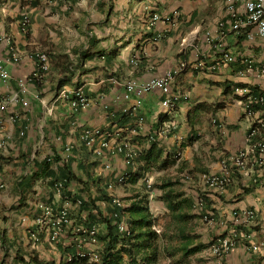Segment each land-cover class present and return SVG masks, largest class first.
Instances as JSON below:
<instances>
[{"label": "crops", "instance_id": "crops-1", "mask_svg": "<svg viewBox=\"0 0 264 264\" xmlns=\"http://www.w3.org/2000/svg\"><path fill=\"white\" fill-rule=\"evenodd\" d=\"M226 7L227 0H0V33L19 54L13 60L9 43L0 40V66L9 73L5 80L0 70V101L6 104L0 131V264H67L69 255L101 251L103 242H90L77 227L105 233L104 217L114 219L113 196L128 207L135 196L148 195L157 219L169 212L160 198L169 182L182 183L180 192L194 198L189 248L204 247L188 257L202 251L204 264H264V173L246 174L234 162L246 145L248 124L234 96L241 66L223 60L224 53L257 59L264 47L256 35L248 37L254 28L231 29ZM237 7L243 14L244 0ZM154 14L160 18L152 25ZM24 15L27 30L21 26ZM43 54L48 68L34 76ZM200 60L205 69L195 67ZM174 70H179L172 84L178 128L157 135L165 118L162 91L139 93L129 84ZM63 89H81L89 106L74 110L59 97ZM87 128L100 131L89 145L81 137ZM130 149L136 155L128 163ZM125 173L131 177L120 183ZM204 174L225 175L229 182L224 189L210 187ZM41 204L70 211L72 223L58 245L40 232ZM245 210H254L255 217L237 223ZM234 226L247 235L218 258L209 246ZM153 229L160 235L153 264L169 263L164 255L169 227L157 223Z\"/></svg>", "mask_w": 264, "mask_h": 264}, {"label": "built area", "instance_id": "built-area-1", "mask_svg": "<svg viewBox=\"0 0 264 264\" xmlns=\"http://www.w3.org/2000/svg\"><path fill=\"white\" fill-rule=\"evenodd\" d=\"M238 0H227V13L230 17V26L233 31L239 32L246 29L254 28L255 32L249 31L248 37L252 38L256 35L261 41L264 47V0H244V13H240L237 7ZM160 18L158 14L152 16V25ZM29 25V19L27 15H24L21 26L22 30H27ZM224 25V23H221ZM158 38L161 35L157 36ZM0 40H5L9 43V51L12 59L17 61L19 59V54L15 46L11 45V38L5 34L0 33ZM47 56L45 54L40 55L39 64L34 76H39L40 72L47 70ZM224 61L226 62H237L240 64V68L237 71L238 83L234 87V96L237 102L243 108V117L246 119L248 124V133L246 138V145L238 151L234 157V162L241 168H243L246 174L250 172L264 173V55L260 58L253 59L249 57L236 58L230 53H224ZM135 62V60H134ZM182 66H186L183 64ZM208 65L206 62L200 60L195 63L197 69H205ZM218 66L217 63L211 65L212 69ZM1 75L3 79L9 78V73L5 69H1ZM179 70H174L168 72L166 75L154 78L142 85H137L136 82L129 84L130 89H137L139 93L144 91H150L155 88H159L162 91L164 98L161 100V106L164 111V120L162 121L160 128L157 131V135H167L174 132L178 128V115L179 106L177 102L176 95H174L172 90V84L176 78ZM251 81L257 82L255 86ZM21 87L24 86L22 82ZM59 97L70 101V105L74 110L85 109L89 106V100L85 96L81 89H77L73 92L62 90L59 93ZM6 108L4 101H0V131H1V113ZM100 135L98 129L87 128L83 131L81 137L89 145L92 144L96 136ZM156 136L152 135L151 138ZM127 147H130L126 143ZM123 147H119L122 150ZM70 150V147L67 148ZM136 152L129 150L127 153V162L129 163ZM129 173H125L119 177L120 183H125L128 179ZM204 182L210 186L217 189H224L229 178L225 175H202ZM112 202L116 206L124 207V203L118 198L114 197ZM203 202H198L199 208L202 207ZM42 209L41 215L38 217L37 222L39 224L40 232H45L49 241L58 245L65 234L66 228L72 223V216L67 208H55L47 204H41ZM256 213L254 210H245L241 216L236 217L237 223L243 221L252 220ZM117 217V213L113 214ZM209 219L205 216V220ZM120 232H128L129 227L127 222L122 219L118 223ZM77 233H81L83 236L89 238L92 243L98 242V229L96 226L93 227H83L78 226L76 229ZM247 234L239 230L238 227L234 226L229 231L223 233L218 238L214 239L209 250L212 254L218 258H222L224 254L230 251L240 240V238L245 237ZM35 239L39 240V235L34 234ZM99 253L95 250H84L80 251L77 257H89L93 261L99 260ZM76 257L69 255L67 258V264H74V259Z\"/></svg>", "mask_w": 264, "mask_h": 264}, {"label": "trees", "instance_id": "trees-1", "mask_svg": "<svg viewBox=\"0 0 264 264\" xmlns=\"http://www.w3.org/2000/svg\"><path fill=\"white\" fill-rule=\"evenodd\" d=\"M130 177L129 174L127 180ZM173 185L175 184L172 182L164 184V188H170L165 189L160 198L164 200L171 212V220L167 226L169 229L174 226L179 237L186 240L181 248L184 256H188L204 247L203 244H199L189 248L191 235L188 232L190 228L188 224L194 217L191 210L195 202L191 195L186 196L185 193L175 191ZM114 213H117L114 219L109 216L104 217L105 233L98 234L99 240L104 244L103 249L98 251L99 260L93 261L88 256L76 257L74 264H153L156 262L160 235L153 229L156 220L149 208L148 195L135 196L128 207L116 206ZM122 219L129 225L128 232L122 233L119 230L118 223Z\"/></svg>", "mask_w": 264, "mask_h": 264}, {"label": "rangeland", "instance_id": "rangeland-1", "mask_svg": "<svg viewBox=\"0 0 264 264\" xmlns=\"http://www.w3.org/2000/svg\"><path fill=\"white\" fill-rule=\"evenodd\" d=\"M174 184L175 185H173V189L177 192H180L185 186L180 182H175ZM155 220H156L155 224L160 223V224H164L165 226L171 220V212L170 211L166 212L165 214L161 215ZM164 233H166L164 235V244L168 242V245H169V246L164 245V248L167 247L166 250H164V255L169 256V258H171V261H169V263L167 262L168 264H204L206 263L207 258L205 257L207 256V254L202 251L199 254V257H196V255H191V257H188L189 255L184 256V252L180 246L182 239L179 237V235L175 231L174 226H171L169 230H165ZM96 249H99V248H96ZM197 258H199V260H196ZM167 263L164 262V264H167Z\"/></svg>", "mask_w": 264, "mask_h": 264}]
</instances>
